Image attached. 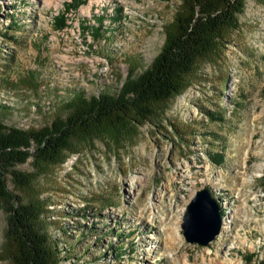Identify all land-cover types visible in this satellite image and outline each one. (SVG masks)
Listing matches in <instances>:
<instances>
[{"label": "rangeland", "instance_id": "1", "mask_svg": "<svg viewBox=\"0 0 264 264\" xmlns=\"http://www.w3.org/2000/svg\"><path fill=\"white\" fill-rule=\"evenodd\" d=\"M179 1L64 9L68 0H0V121L35 129L62 118L73 91H114L159 50ZM236 16L237 29L193 62L182 89L153 103L148 119L72 138L57 161L12 165L31 176L26 186L4 175L9 193L44 207L38 220L56 264H264V0H243ZM202 187L224 219L198 245L182 239L179 223ZM5 223L1 208L0 264H10Z\"/></svg>", "mask_w": 264, "mask_h": 264}, {"label": "trees", "instance_id": "2", "mask_svg": "<svg viewBox=\"0 0 264 264\" xmlns=\"http://www.w3.org/2000/svg\"><path fill=\"white\" fill-rule=\"evenodd\" d=\"M82 1L68 0L64 9L74 8ZM242 6L243 0H180L170 22L164 26L159 50L141 71L134 73L127 69L114 91L101 90L87 96L73 91L63 103L65 115L35 129L0 121V209L6 212L3 244L10 264L58 261L54 243L49 242L39 224L38 215L44 211L42 204L35 199L23 202L4 185L6 173L19 187L26 186L31 176L10 167L27 158L33 164L57 161L72 138L102 137L119 130L126 122L148 119L153 103L165 101L182 89V77L193 62L216 50L225 32L237 29L236 14ZM63 20L56 19L58 28L64 26ZM90 33L94 37L99 35L95 27Z\"/></svg>", "mask_w": 264, "mask_h": 264}, {"label": "water", "instance_id": "3", "mask_svg": "<svg viewBox=\"0 0 264 264\" xmlns=\"http://www.w3.org/2000/svg\"><path fill=\"white\" fill-rule=\"evenodd\" d=\"M219 201L202 187L193 191L180 216V234L188 243L205 245L219 233L221 213Z\"/></svg>", "mask_w": 264, "mask_h": 264}, {"label": "bare ground", "instance_id": "4", "mask_svg": "<svg viewBox=\"0 0 264 264\" xmlns=\"http://www.w3.org/2000/svg\"><path fill=\"white\" fill-rule=\"evenodd\" d=\"M223 219H224V216H222L221 218V227H223Z\"/></svg>", "mask_w": 264, "mask_h": 264}]
</instances>
